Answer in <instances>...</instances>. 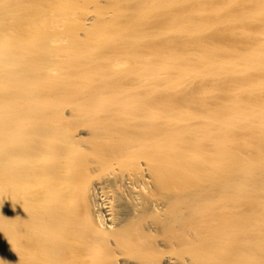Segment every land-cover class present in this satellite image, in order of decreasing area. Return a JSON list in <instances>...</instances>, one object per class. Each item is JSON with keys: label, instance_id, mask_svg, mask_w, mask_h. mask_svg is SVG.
Wrapping results in <instances>:
<instances>
[{"label": "bare ground", "instance_id": "obj_1", "mask_svg": "<svg viewBox=\"0 0 264 264\" xmlns=\"http://www.w3.org/2000/svg\"><path fill=\"white\" fill-rule=\"evenodd\" d=\"M0 264H264V0H0Z\"/></svg>", "mask_w": 264, "mask_h": 264}]
</instances>
